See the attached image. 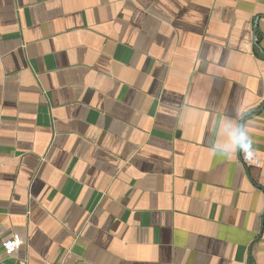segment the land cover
I'll return each instance as SVG.
<instances>
[{
	"label": "crops",
	"instance_id": "obj_1",
	"mask_svg": "<svg viewBox=\"0 0 264 264\" xmlns=\"http://www.w3.org/2000/svg\"><path fill=\"white\" fill-rule=\"evenodd\" d=\"M0 264H264V0H0Z\"/></svg>",
	"mask_w": 264,
	"mask_h": 264
},
{
	"label": "clouds",
	"instance_id": "obj_2",
	"mask_svg": "<svg viewBox=\"0 0 264 264\" xmlns=\"http://www.w3.org/2000/svg\"><path fill=\"white\" fill-rule=\"evenodd\" d=\"M223 131L227 138V143L221 150L222 155H231L236 151L243 150L245 147H248L249 151H252L250 147L252 144V139L245 131L244 124H238L234 127L231 125H226Z\"/></svg>",
	"mask_w": 264,
	"mask_h": 264
},
{
	"label": "built area",
	"instance_id": "obj_3",
	"mask_svg": "<svg viewBox=\"0 0 264 264\" xmlns=\"http://www.w3.org/2000/svg\"><path fill=\"white\" fill-rule=\"evenodd\" d=\"M20 246L21 242L16 238L9 239L3 243V249L8 256L13 255Z\"/></svg>",
	"mask_w": 264,
	"mask_h": 264
}]
</instances>
